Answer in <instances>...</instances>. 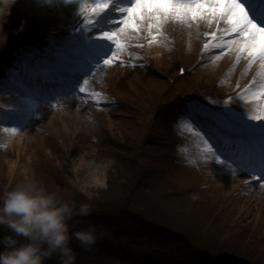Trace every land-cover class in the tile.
I'll return each mask as SVG.
<instances>
[{"label": "rangeland", "instance_id": "rangeland-1", "mask_svg": "<svg viewBox=\"0 0 264 264\" xmlns=\"http://www.w3.org/2000/svg\"><path fill=\"white\" fill-rule=\"evenodd\" d=\"M19 5L17 16H14L16 8L12 7L11 14L0 21L2 52L9 50L11 34L29 39L42 35L41 38L49 40L59 36L56 32L64 29L59 24L65 25L61 15V8L65 6L57 7L58 13L55 15L51 6L29 5L26 0L22 4L19 2ZM69 8L74 16L73 9ZM65 11H69L67 7ZM175 49L169 45L160 51L158 45H154L152 51L161 66L168 68L169 72L175 71L178 59ZM182 52L184 60L185 52ZM223 62L226 65L223 64L218 70L204 65L200 73L194 72L195 76L189 74H193L192 83L202 76L203 71V82L213 80L208 85L200 82V88L217 89L222 86L223 91L228 85L218 79L222 75V68L229 66L232 78L238 77L242 85L240 92L243 86L249 85L248 78H254L253 73L257 74L259 67V63L253 64L249 72V68L244 69L242 65L244 60L240 66L231 65V59H224ZM212 72L214 75L211 78ZM131 77H124L118 69H104L93 84L96 91L105 93L109 98L100 107L94 102L84 103L80 97H74L40 107L32 122L15 135L3 134L0 130V192L21 182L26 176H32L61 199L74 202L77 206L90 203L92 216L96 219L82 221L79 226L95 224L100 236L92 246L93 250L87 248L83 255L77 254L76 264H133L131 261L135 257L131 253H145L150 249L146 245L132 249L138 241L129 235H138L143 227L150 234L157 230L156 227L144 226V220L190 236L203 233L206 235L204 241L209 245L212 242L221 244L219 247L222 250L233 249L251 263L264 264V200L252 195L249 187L240 185L239 189V185L230 181L219 182L223 183L215 187L217 196L213 193L208 196L188 195L187 188L195 175L178 168L172 151L175 150L173 141L181 131L177 130L174 136L168 131L166 120L161 121L170 117L168 115L173 112V104L183 98L185 91H177L170 104L166 103L167 106L159 109L160 115L158 111L155 122L151 124L154 126L147 128V112L143 114L145 107L142 106H150L145 105L148 90L154 92V99L158 94H166L161 100L162 104L169 101L171 94L165 93L163 83L155 85L156 82L153 84L149 80L147 84L141 80L144 87L140 86L139 89L135 85L130 86L128 78ZM184 82L187 85L188 78ZM114 97L116 101L111 102ZM0 98V109L19 103L16 98ZM246 111L251 109L247 108ZM196 127L199 129L200 126ZM94 132L98 135L96 144L91 143ZM111 138L120 144L112 145ZM183 138H187L184 144L193 140L189 132H185ZM88 144H92V147ZM188 145L189 156L191 145ZM123 146L129 147V150H123ZM114 156L122 157L124 161L129 157L131 162L116 164ZM171 164L173 169H180L175 176L172 175ZM157 169L163 178L161 181V176L154 177ZM154 235L159 236V233ZM160 239L178 241V237L171 234Z\"/></svg>", "mask_w": 264, "mask_h": 264}, {"label": "snow or ice", "instance_id": "snow-or-ice-1", "mask_svg": "<svg viewBox=\"0 0 264 264\" xmlns=\"http://www.w3.org/2000/svg\"><path fill=\"white\" fill-rule=\"evenodd\" d=\"M26 2L29 5L35 3L40 6L56 7L79 4V27L73 31L87 36L90 47L94 50L95 60V64L83 72L85 79L81 82L77 78L72 84L71 90L83 94L80 98L84 103L91 101L100 107L103 102L109 100L104 93L92 87L105 67H111L117 61L123 66L144 67L124 59L125 57H131L133 61L142 59L131 51L132 47H144L145 40L149 47L157 44L168 47L169 37L165 29L169 24L182 25L189 30L196 29L198 35L201 25H205L208 30L203 32L206 39L201 52L211 54L213 62L219 61L230 51L235 52L237 63L241 57H246L248 68L259 62L257 72L259 81L254 77L236 97H229L225 103L230 104L235 99L252 104L251 111L232 113L243 121L242 127L246 129L251 130L255 127L247 121H264V0H26ZM216 50H219L218 54ZM257 84L258 86H255ZM229 111L217 112L192 101L182 116V126L202 143L205 160H214L229 167L235 165L232 168L233 174L237 171L248 172L249 179L245 183L251 184L255 180L264 188V124L259 125L261 137L258 151H255L242 141L230 139L233 129L229 123ZM197 117H204L214 123L224 135L217 136L215 131L198 130L196 125L200 128L204 125ZM5 131L15 135L20 129L12 127L6 128ZM220 140L223 143H219ZM222 156L224 159H221Z\"/></svg>", "mask_w": 264, "mask_h": 264}, {"label": "clouds", "instance_id": "clouds-1", "mask_svg": "<svg viewBox=\"0 0 264 264\" xmlns=\"http://www.w3.org/2000/svg\"><path fill=\"white\" fill-rule=\"evenodd\" d=\"M16 0H0V21L11 14ZM92 205L77 206L61 199L32 176L0 192V264H76L72 247L90 248L100 234L97 226H79L74 217L88 216Z\"/></svg>", "mask_w": 264, "mask_h": 264}, {"label": "trees", "instance_id": "trees-1", "mask_svg": "<svg viewBox=\"0 0 264 264\" xmlns=\"http://www.w3.org/2000/svg\"><path fill=\"white\" fill-rule=\"evenodd\" d=\"M48 264H59L58 258H53Z\"/></svg>", "mask_w": 264, "mask_h": 264}, {"label": "bare ground", "instance_id": "bare-ground-1", "mask_svg": "<svg viewBox=\"0 0 264 264\" xmlns=\"http://www.w3.org/2000/svg\"><path fill=\"white\" fill-rule=\"evenodd\" d=\"M0 73H2V72H0Z\"/></svg>", "mask_w": 264, "mask_h": 264}]
</instances>
